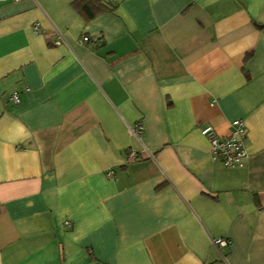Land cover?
Listing matches in <instances>:
<instances>
[{
    "label": "crops",
    "instance_id": "crops-1",
    "mask_svg": "<svg viewBox=\"0 0 264 264\" xmlns=\"http://www.w3.org/2000/svg\"><path fill=\"white\" fill-rule=\"evenodd\" d=\"M76 1L0 0V264H264V0Z\"/></svg>",
    "mask_w": 264,
    "mask_h": 264
},
{
    "label": "built area",
    "instance_id": "built-area-1",
    "mask_svg": "<svg viewBox=\"0 0 264 264\" xmlns=\"http://www.w3.org/2000/svg\"><path fill=\"white\" fill-rule=\"evenodd\" d=\"M19 1V0H13ZM110 2H115L116 0H109ZM32 30L34 34L40 35L41 30L38 24H33ZM58 40H62V37L57 34ZM98 38L96 37H81V42L96 44ZM10 100L14 104L19 103V98L17 94L10 96ZM142 132V124L130 128V134L137 136ZM201 135L208 142V152L210 158L214 164L227 167V168H237L243 167L246 163V148H245V138H246V128L244 121L241 119L233 120L230 123V130L227 135L218 134L215 129L211 126H204L200 129ZM131 157H135L134 152L130 153ZM68 224V222H66ZM213 245L219 248H224L228 245V240L224 238H218L213 240Z\"/></svg>",
    "mask_w": 264,
    "mask_h": 264
},
{
    "label": "trees",
    "instance_id": "trees-1",
    "mask_svg": "<svg viewBox=\"0 0 264 264\" xmlns=\"http://www.w3.org/2000/svg\"><path fill=\"white\" fill-rule=\"evenodd\" d=\"M74 6L82 11L87 19L92 18L98 13L112 10V8L100 4V0H77L74 3Z\"/></svg>",
    "mask_w": 264,
    "mask_h": 264
}]
</instances>
